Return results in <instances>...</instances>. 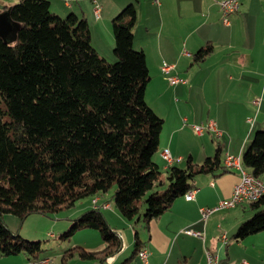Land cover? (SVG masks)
I'll use <instances>...</instances> for the list:
<instances>
[{
    "label": "trees",
    "instance_id": "1",
    "mask_svg": "<svg viewBox=\"0 0 264 264\" xmlns=\"http://www.w3.org/2000/svg\"><path fill=\"white\" fill-rule=\"evenodd\" d=\"M8 10L15 32L9 40L0 37L1 256L25 253L38 261L43 252L40 241L8 229L6 214L21 221L51 215L113 189L115 206L128 222L149 224L194 189L197 176L232 172L220 142L201 164L189 157L185 167L170 165L164 172L156 162L164 120L146 100L151 74L145 52L134 48L133 3L112 20L113 63L93 47L85 18L62 17L49 0H19ZM212 50L211 44L202 47L194 64ZM242 165L257 178L264 175V130L255 133ZM248 204L254 214L239 227L238 240L264 231V195ZM81 228L98 230L104 247L70 249L62 264L76 252L103 261L122 250V239L100 209L86 211L68 234ZM144 249L135 231L131 258Z\"/></svg>",
    "mask_w": 264,
    "mask_h": 264
},
{
    "label": "crops",
    "instance_id": "2",
    "mask_svg": "<svg viewBox=\"0 0 264 264\" xmlns=\"http://www.w3.org/2000/svg\"><path fill=\"white\" fill-rule=\"evenodd\" d=\"M18 1L0 0V13L8 11L11 4ZM49 1L51 10L62 17L74 13L85 18L93 47L109 61L116 59L112 20L126 5H135L134 48L145 52L151 74L146 100L164 120L159 151L155 157L162 171L166 172L170 166L162 157L165 150L175 159L172 165L177 166L189 157L194 163L201 164L213 149L215 151L217 142L224 146L223 159L227 154L242 158L256 131L264 130V0H239L240 9L229 17L228 24L223 21L219 6L221 0H102L104 7L102 5L100 18L94 14L92 0ZM214 43L222 44L221 57ZM208 44L213 46V50L201 64L209 72L205 83L209 81L216 92H203L198 98L196 92L200 83L196 80L197 74L189 69L195 65L194 55ZM229 55H233L232 63H224ZM167 62L174 66L169 74L162 70L161 63ZM181 63H190L189 68L182 67ZM179 75L185 82L172 85L169 78ZM199 99L204 101L202 113L195 106ZM210 122H214L221 131L220 138H215L213 148L207 150L200 142L202 146L194 150L192 138L202 139L206 132L213 134L207 129L198 132L196 126H207ZM231 171L219 176L215 175L220 172L199 175L200 178L195 180L192 200L179 197L161 217L149 224L138 223L141 226L139 239L148 252L147 264H208L207 251L218 255L220 264H241L243 261L264 264V231L240 240L235 238L245 221L237 208H245L248 203L216 211L206 221L202 219V208L215 207L231 197L239 181V172ZM260 179L264 183V175ZM96 197L98 205L108 202L105 196L91 197L90 209L94 208L92 201ZM81 207L86 209L84 205ZM111 208L110 203V208L99 209L113 230L117 228L116 223L123 220V225L131 226L134 235L129 237L120 232L126 244L111 257V264H145L138 254L131 258L132 252L129 256L130 250L134 251L135 247L134 225ZM186 230L201 236L188 235ZM224 233L227 241L222 239ZM97 242L95 246L83 247L87 250L104 247L103 241L99 239ZM96 261L110 264L105 260Z\"/></svg>",
    "mask_w": 264,
    "mask_h": 264
},
{
    "label": "rangeland",
    "instance_id": "3",
    "mask_svg": "<svg viewBox=\"0 0 264 264\" xmlns=\"http://www.w3.org/2000/svg\"><path fill=\"white\" fill-rule=\"evenodd\" d=\"M126 1L127 0H125V2ZM99 2L101 5H103V3H104V2H102V0L101 1L99 0ZM14 3H16V2H14ZM14 3H12L11 5H13ZM103 7H104V5H103ZM120 12H121V10L119 11V13ZM222 44L214 43V46L217 48V53L220 55V57L223 55L222 54V50H223ZM232 56L233 55H229L230 58L229 57L226 58L224 63H232V61H231ZM115 61H116V59L112 60L110 62L113 63ZM161 64L164 65L165 63H161ZM166 64L170 65L172 63L167 62ZM175 65H177V63ZM180 65L182 67L189 68L190 63L188 65H187V63H181ZM177 69L178 68H176V71H178ZM189 70H191V72H194L197 74L196 80L199 81V83H200L199 89H197V92H196V94L198 95V98H201V93H203V92L205 94L216 92V89L214 88V86L212 84L209 85V81H206V83H205V79H206L207 74L209 72H208V69L206 68V66L204 64H201V63L195 64ZM179 77H180V75H179ZM180 78L182 80H185L182 77H180ZM261 96H262V94L260 95V97ZM177 98H179V97H177ZM203 102L204 101L201 99H199L195 102L196 110L199 111L200 113H202L201 111L205 109ZM262 112H264V110ZM204 124L206 125V122ZM193 131L197 134V132L195 130H193ZM213 138H214V140H213ZM215 138L216 137L214 136V134H209L206 132L203 135L202 139H200L199 137L197 138L196 136H195V138H192L191 139L192 146H193L194 150H196L197 147H200L203 145L208 150L210 147L211 148L214 147L215 144L213 143V141L216 143ZM200 142L202 143V145H200ZM202 149H203V147H202ZM214 152L215 151L213 149L212 153L210 155H208L207 157L213 156ZM156 158H157V156H156ZM185 162H186V159L183 163H180L179 165L185 166ZM198 177L200 178V176H197L196 178L199 179ZM202 177H204V176H202ZM160 189L161 188H156L155 190H160ZM161 190H164V189L162 188ZM113 192H114V190L111 189L108 193H106L105 197L107 198V200H109L108 202L111 203V206H112L111 211L116 212L118 210L115 206L114 200L112 199ZM90 199H91V197H87L85 199H82V200L78 201L74 207L64 209L62 211H59V212L51 214V215L33 214V215L28 216L24 221H21L17 216H15L13 214H6L4 216V222L7 225L8 229L13 231L14 233H18L24 239L31 240V241H40L41 245L43 247V252L41 253V257L38 261L31 260L29 258V256L25 253H20L19 255H15V256H1L0 255V264H41L42 259H49L50 264H62V258H63V255L65 254L66 251L73 249L75 247H81V246L83 247L85 245L95 246L98 244L97 241L99 239H100V241H103L100 233L96 229L81 228V229H77L76 231H74L71 234H68L72 225L74 224L75 220L80 218L86 211L91 210L89 208L90 207L89 206L90 205L89 204ZM93 201H92V203L94 205L93 209H99L101 207L110 208V203H108V202H105L102 205L100 204L101 206L98 205L97 197L93 198ZM81 205H84L86 209L82 208ZM245 210L247 212H243ZM237 211H239V215H243L242 217L245 220L244 222H246L250 218H252V216L254 214V211L250 208L249 204L245 208L244 207L237 208ZM244 216H246V217H244ZM119 219L121 220V218H119ZM121 221L122 222L116 223L117 224L116 226L118 229L115 228V231H117L119 233L121 232L126 236L132 237L133 232L131 233V231H132L131 226L125 227V225H123V223H124L123 220H121ZM134 230L141 232V226L139 224L134 225ZM88 233H90V234H88ZM121 233L118 235L122 239L123 247H124V245L126 244L125 243L126 241H125V238H123V236L121 235ZM133 237H134V235H133ZM231 238H233V237H231ZM143 251H146V249H144ZM130 252L131 253L129 254V256L132 254L133 249H131ZM139 256H140V254H139ZM111 257H114V256L107 257L105 259V261H107L111 264L112 263ZM94 263H98V261H96V260H83L80 257V254L78 252H76L73 257L69 258L67 264H94ZM147 263H145V264H147Z\"/></svg>",
    "mask_w": 264,
    "mask_h": 264
},
{
    "label": "built area",
    "instance_id": "4",
    "mask_svg": "<svg viewBox=\"0 0 264 264\" xmlns=\"http://www.w3.org/2000/svg\"><path fill=\"white\" fill-rule=\"evenodd\" d=\"M94 3V14L96 18H100L102 12V5L97 0H92ZM220 10L223 15L224 23H229V17L239 11L241 3L239 0H221L219 2ZM174 69L173 65L164 64L162 70L164 73L169 74ZM169 81L172 85L177 84L179 82H185L177 76L170 77ZM211 131L216 138H220L221 131L216 127L214 122H210L207 126H196V130L198 132H203L204 130ZM163 159L167 162L168 165H172L175 161L173 156L170 154L168 150L162 152ZM224 165L232 170H237L239 172V181L234 187L233 193L231 197L222 200L219 204L212 208H202L201 215L202 219L205 220L209 213H214L216 211L226 210L234 208L238 205H242L244 203H250L253 201H257L264 195V183L263 182H255L254 175L243 173L239 169V165L237 163V156L227 154L224 159ZM195 189L190 190L186 193L185 197L187 200H192L194 198ZM97 206V205H96ZM95 206V207H96ZM186 234L188 235H198L201 236L200 233H195L192 230H186ZM223 241H227L228 238L224 233L222 235ZM208 264H220L218 255L213 254L211 251L206 252ZM140 258L143 263L148 262V253L146 251H142L140 253ZM41 264H50L49 259H44L41 261ZM241 264H247V262L243 261Z\"/></svg>",
    "mask_w": 264,
    "mask_h": 264
},
{
    "label": "water",
    "instance_id": "5",
    "mask_svg": "<svg viewBox=\"0 0 264 264\" xmlns=\"http://www.w3.org/2000/svg\"><path fill=\"white\" fill-rule=\"evenodd\" d=\"M14 32L15 26L10 17L9 10L4 13H0V37L9 40Z\"/></svg>",
    "mask_w": 264,
    "mask_h": 264
},
{
    "label": "bare ground",
    "instance_id": "6",
    "mask_svg": "<svg viewBox=\"0 0 264 264\" xmlns=\"http://www.w3.org/2000/svg\"><path fill=\"white\" fill-rule=\"evenodd\" d=\"M237 163H238V165H239V169H240V171H242L243 173L252 174L251 172H249L248 170H246V169L243 167L241 156H237ZM254 180H255V182H262V180H261L260 178H257V177H255V176H254ZM257 200H258V199H257ZM93 202H94V201H93ZM211 214H213V213H209V214L207 215V217L205 218V221L207 220V218H208Z\"/></svg>",
    "mask_w": 264,
    "mask_h": 264
}]
</instances>
